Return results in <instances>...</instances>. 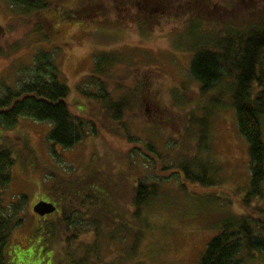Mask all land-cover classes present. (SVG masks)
Masks as SVG:
<instances>
[{
  "label": "rangeland",
  "instance_id": "374dc122",
  "mask_svg": "<svg viewBox=\"0 0 264 264\" xmlns=\"http://www.w3.org/2000/svg\"><path fill=\"white\" fill-rule=\"evenodd\" d=\"M131 1L61 0L63 9L52 14L25 13L0 0V97L29 80L34 57L43 52L71 91L66 101L71 114L98 129L93 136L87 128L81 142L55 148L53 155L49 124L20 118L12 130L0 126V150L13 159L5 201L26 199L5 264H77L83 255L91 257L90 264H198L208 242L229 224L237 230L244 217L251 219L253 236L264 239L255 227L264 223V183L262 198L242 201L249 158L234 113L226 96L214 108L212 93L201 95L189 77L191 51L201 34L211 44L221 33L245 31L264 19V0ZM102 56L115 59L99 78L111 101L124 105L119 121L77 89L84 80L80 88L97 93L87 77ZM261 130L264 143V117ZM199 143L207 147L202 158L217 169L215 186L193 185L179 176L178 165L196 154ZM140 181L160 189L159 197L142 207L146 229L137 228L132 216ZM88 198L96 201L90 215L103 226L97 237H91L96 227L91 220L66 227L55 218L52 232L34 212L39 202L62 201V215L72 218L86 207L72 201ZM70 203L78 206L67 208ZM74 234L78 238L69 245ZM235 260L264 264V252L242 248Z\"/></svg>",
  "mask_w": 264,
  "mask_h": 264
},
{
  "label": "trees",
  "instance_id": "16d2710c",
  "mask_svg": "<svg viewBox=\"0 0 264 264\" xmlns=\"http://www.w3.org/2000/svg\"><path fill=\"white\" fill-rule=\"evenodd\" d=\"M3 1L25 13L48 11V13L54 14L61 12V8L63 9L61 0ZM131 3L130 0L129 4ZM263 20V18H259L256 25H252L243 32L221 33L212 39L211 44L208 43L207 35L201 34L204 38L198 40L199 44L194 45L189 65V77L198 85L201 95L212 93L214 108L221 107L220 104L226 96L227 103L234 113L237 132L247 144L250 176L248 191L242 200L245 201V204L263 197L264 143L261 130V121L264 117ZM203 44L206 45L202 46ZM114 62L115 59L106 58V56L99 57L93 62V73L88 75L87 82L97 87V93H90L80 88L85 84L84 80L79 81L77 89L81 96L97 103L105 111L107 117L111 116L112 120L119 121L124 105L120 101H111L109 93L99 78V75L108 70V65ZM28 77L29 80L21 83L17 90L6 89L0 97L1 128L12 130L20 118L49 124L48 140L52 145L53 155L56 154L55 148L68 150L81 142L88 134L87 128L90 129L93 136L97 135L98 129L93 121L71 114L66 102L71 91L59 80V71L50 55L43 52L36 54ZM200 121L198 122L202 125L199 126H203L204 123H200ZM201 144L199 143L195 155L186 158L178 165L179 176L187 183L212 187L217 184L214 181L217 169L207 159L202 158V153L207 151V147ZM148 150H150L149 147ZM12 165L13 159L10 153L0 150V264H5L6 249L10 243L12 232L23 223L20 211L26 200L25 197L20 196L15 204L7 205L5 201L4 191L11 181L10 169ZM172 175L177 176L176 173H172ZM169 178L166 177L165 180ZM159 194L160 189L155 183L149 185L144 181L136 183L132 200V206L135 209H133L132 216L137 228L146 229L150 226L147 221L145 223L142 220L140 213L142 207L150 205L159 197ZM88 200L72 201V203H82V208L86 206L83 210H77L72 218L62 215L63 210L60 209L65 203L52 201L56 210L48 216L39 217L41 218L39 222H45L46 226L52 227L53 232L54 224H56L55 218L58 219V224L66 227H68L66 224L78 225V222L82 220H91L97 227L94 226L95 232H92L91 237H97V230L103 226L101 224L99 228L97 224L101 222L99 223L98 219L95 220L88 211V208L96 201H91L89 198ZM44 202L38 204L51 205L49 201ZM72 203L67 204V208L78 206L77 204L72 206ZM79 211L80 213H78ZM47 219H52V222H48ZM249 219V217H244L241 221L242 224L235 231L229 229L232 226L229 224L230 226L225 227L220 235L210 240L198 264H240L235 260V257L242 248L247 251L264 252V239L253 236V229L247 223ZM121 222L123 221L117 222L116 225H122ZM255 227L264 231V223H257ZM77 236L78 234L66 236L69 237L67 238L69 245L78 238ZM92 255L96 261L98 258L96 252L92 251ZM90 260L91 257L88 255L76 259L77 264H90Z\"/></svg>",
  "mask_w": 264,
  "mask_h": 264
},
{
  "label": "water",
  "instance_id": "95a60500",
  "mask_svg": "<svg viewBox=\"0 0 264 264\" xmlns=\"http://www.w3.org/2000/svg\"><path fill=\"white\" fill-rule=\"evenodd\" d=\"M54 211H55V208L52 207L51 205L47 206L45 204H37L34 207V212L38 214L40 217L52 214Z\"/></svg>",
  "mask_w": 264,
  "mask_h": 264
},
{
  "label": "flooded vegetation",
  "instance_id": "af4514ba",
  "mask_svg": "<svg viewBox=\"0 0 264 264\" xmlns=\"http://www.w3.org/2000/svg\"><path fill=\"white\" fill-rule=\"evenodd\" d=\"M50 204V203H49ZM52 207H54L52 204H51ZM55 208V207H54ZM37 215V214H36Z\"/></svg>",
  "mask_w": 264,
  "mask_h": 264
}]
</instances>
